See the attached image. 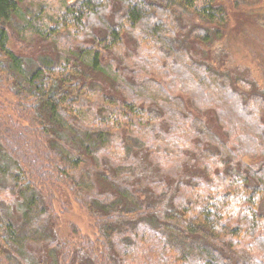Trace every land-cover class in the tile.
Returning a JSON list of instances; mask_svg holds the SVG:
<instances>
[{
    "label": "trees",
    "instance_id": "obj_1",
    "mask_svg": "<svg viewBox=\"0 0 264 264\" xmlns=\"http://www.w3.org/2000/svg\"><path fill=\"white\" fill-rule=\"evenodd\" d=\"M29 1L0 0V91L18 117L0 106V264H264V94L192 53L222 36L221 0ZM10 32L54 53L23 58ZM139 156L200 174L135 185ZM52 182L92 236L59 238Z\"/></svg>",
    "mask_w": 264,
    "mask_h": 264
},
{
    "label": "rangeland",
    "instance_id": "obj_2",
    "mask_svg": "<svg viewBox=\"0 0 264 264\" xmlns=\"http://www.w3.org/2000/svg\"><path fill=\"white\" fill-rule=\"evenodd\" d=\"M221 2L227 10L228 17L222 36L207 44L191 42L194 46L192 53L199 59L207 60L218 71L228 73L234 78H245L251 81L255 90L264 94V0H221ZM29 3L24 7H30L32 11L38 10L42 3L43 8L46 7V9L40 6V10L46 13L47 9L52 12L59 6L57 0H37L36 2L29 1ZM125 43L130 48L132 47L127 39ZM8 46L23 58L35 59L38 56L54 53L50 44L30 33L22 37L15 32H10ZM12 105L10 94L0 91V106L4 107L5 112L10 114L13 120H17V114L11 110ZM138 158L140 171L137 176L130 178V183L135 185H139L145 179H157L160 176L170 180L172 175L179 173L178 171L185 174L184 176H190L189 169L200 174L193 167L189 168L184 165L181 170L170 167L164 172H159L144 158L141 156ZM252 163L256 165V161ZM185 168L188 169L184 171ZM107 173L111 175L110 170H107ZM106 185L103 181L101 187L104 188ZM43 190L45 194L51 193L53 196V206L59 216L57 226L59 238L71 240L78 238L79 234L92 236L95 229L85 209L75 202L72 194L64 186L52 182L44 184ZM17 207V205L13 207L15 212L19 211ZM261 212H264V201L261 205ZM29 248L36 256L46 252L45 247L39 244H31Z\"/></svg>",
    "mask_w": 264,
    "mask_h": 264
}]
</instances>
